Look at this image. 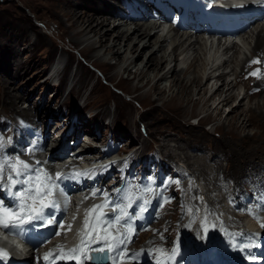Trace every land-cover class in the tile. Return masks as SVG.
<instances>
[{"label": "rangeland", "instance_id": "374dc122", "mask_svg": "<svg viewBox=\"0 0 264 264\" xmlns=\"http://www.w3.org/2000/svg\"><path fill=\"white\" fill-rule=\"evenodd\" d=\"M126 3L127 0H122L121 3L115 0H0V87L4 85L14 95L17 110H24L30 114L28 116L32 115L31 118L38 119L41 134L43 130L44 136L51 134V144L57 139L54 128L60 127L61 130L57 131L61 136H67V142L77 141V147H90L92 150L101 144L99 152L102 153L106 150L107 137H111L112 150L132 152L128 159L113 167L120 168L123 172L130 170V179H137L131 182L135 188L134 193L147 200L153 196L157 221L152 227L146 228L149 231L143 233L138 247H150L149 251L154 259L164 256L158 250L162 249L165 254L168 252L175 241V235L195 234L197 226L205 220L210 219L217 228L221 227L219 233L225 235L224 224H229L227 221L223 222L219 215L222 198L229 197L231 201L234 199L232 202L240 211L252 214L260 212L259 215H264V150L251 151V145L257 147L259 143L264 147V91L262 93L253 85L249 89L245 87L251 77L246 74L248 67L242 68L243 61L254 54L256 31L243 35V39L233 44L235 47L229 51L223 50L224 47L217 42L212 44L197 35L200 42L204 43L203 51L198 50V60L184 72L185 76L181 74L185 80L194 74H201L203 88L197 85L187 88L190 89L193 102L199 99L196 104L185 101V91L180 93L178 100H169L172 90L168 87L163 88L161 96L156 91H151L153 88H150V83L143 88H136L145 82V78L137 81L131 77L142 66L143 59L140 58L126 71L118 64L117 58L106 51L107 58L101 61L98 56L102 53L100 47L88 49L86 36L77 35V28L70 24L69 19L73 14L90 16L101 9V6L115 9L121 15L130 13ZM118 20L121 19L117 16L109 24L113 25ZM155 31V36L161 39L166 37L162 48L154 55L155 58L157 55H165L167 62L163 67L165 70H162L185 68L190 61L192 49L181 53L183 47L186 48V43L176 50L177 58L174 59L171 53L172 41L176 36L180 38V35L170 32L165 34L160 28ZM108 42L111 44V39ZM150 48L149 46L145 50L148 55ZM156 48L157 46L154 47ZM54 59H58V63L66 62L67 65L62 70L60 67L51 70L49 66L50 63L53 66ZM223 61L226 63L222 64ZM116 72L119 76L112 81L108 75ZM223 72L225 77L218 79L217 75ZM169 80L170 77H167L159 86H168ZM223 81L236 84L234 88H229L233 98L225 102L222 99L228 94L227 87L223 92L216 91L215 88ZM162 103L166 105L163 106ZM1 105V116L9 117L10 111L3 106L1 109ZM73 105L82 109L83 113L76 117L74 123L68 112ZM153 105L162 110L153 113L145 111ZM129 110L135 123L129 120V114L126 116ZM250 110L255 111L257 117L254 124L247 119ZM93 114L95 116L91 118ZM52 118L55 119L53 124ZM230 120L238 125L242 124L238 131L229 129ZM63 122L65 125H62ZM88 128H92L96 137L88 135ZM12 129L9 128V120L0 121V132H4L6 138ZM78 132L80 139L76 137ZM5 149L13 151L11 144ZM203 157L205 158L201 159ZM208 157L212 162L214 158L217 159L219 167L209 161ZM177 166L190 171L191 178L184 180L178 173ZM206 168L208 170L203 171ZM149 188L152 189L151 192L147 191ZM155 189L157 193H154ZM243 195L248 203L241 204L240 209L239 203H242ZM159 203L163 204L161 209L158 207ZM183 203L188 208L185 215ZM194 213L192 217L195 222L188 226V216ZM233 221L234 226H239L237 220ZM206 224L209 226L208 222Z\"/></svg>", "mask_w": 264, "mask_h": 264}, {"label": "bare ground", "instance_id": "6f19581e", "mask_svg": "<svg viewBox=\"0 0 264 264\" xmlns=\"http://www.w3.org/2000/svg\"><path fill=\"white\" fill-rule=\"evenodd\" d=\"M115 1H119L121 3L122 0H115ZM100 3V2H99ZM111 8H107V7H102L101 6V9L99 10H96V12L92 13V15L90 16H85L83 17V13L78 15V14H73V16H69V19L71 20V25H74L75 28H77V30L75 31L77 33V35H80V36H86L85 40L86 42H88V49H96V47H100V50H102V53L101 55H98L102 60H105L107 58V54H110L111 56H113L114 58H117V62L118 64H121L122 66V69L124 71L128 70V68L132 65H135L137 63L138 60H140V58H142L143 61L142 63V66H140V68L136 69L134 72H133V75L131 77V79H137V81H140L142 80V78H145V82L142 83L140 86H137L136 88H143L144 86H146L147 84H151L150 85V88H153V90L151 91H156L157 92V95L161 96L163 94V88H169L170 91L172 90V95L171 99H176L178 100L179 99V95L180 93H182L183 91H185V95H184V98H185V101L186 102H192L193 104H196V102L199 100V99H196L194 102L192 101L191 99V95L190 94V89H187V88H191L192 86H198L199 88H203V83L200 82V80L202 79L201 78V74L199 75L198 73L197 74H194L192 77H190L189 79L185 80L186 78H184L183 76H181V74L188 70V68H190L195 61L198 60L199 57H197V54H198V50L199 51H203V44L202 42H200L201 40L199 38H197V33H192L190 30H189V27L188 26H184L185 28V35L186 36H182L180 35V38H176L174 37L173 41H172V55L174 56V59L175 57L177 58V54H176V50L179 49L181 46L185 45L186 43V48L183 47L182 52L184 51H188L189 49H192V54L190 55V61L188 63V65L184 68H180V69H175V68H172V71L171 68H168V70L164 71L165 68H163L165 66V62H167V59L165 58V55H160L158 56L157 55V58H155L154 55H156V53L162 48V43L164 41V39H166V37H164L163 39H161L159 36H155L156 34V31L155 29H158L156 23L154 22H150L148 21L149 18H150V15L149 13L147 12H144L142 14L141 17H137V16H122L121 14H118L116 12V10H110ZM118 11V10H117ZM77 12V10H76ZM68 14V13H67ZM120 17L121 20H118L117 23L113 24V25H110V21H114V19L116 20V17ZM68 19V17H67ZM124 22H129V24L133 23L134 25L133 26H129V24H124ZM67 22V21H66ZM70 27V26H69ZM254 30L257 32V38H256V42H255V45L253 47V56L251 58H246L243 63H242V68H247V76L251 77V80L249 83H247L245 85L246 88H250V85H253L255 86L257 90L261 91L263 93L264 91V25H260V26H256V28H254ZM162 31V30H161ZM253 32V31H252ZM169 33V32H168ZM96 37L95 39H93L92 37ZM194 36V38H193ZM179 37V36H178ZM90 38V39H89ZM89 41H88V40ZM112 41L111 44H108L109 42L108 41ZM70 41L71 38L69 39ZM81 41V39H79ZM181 40V41H180ZM73 42V41H72ZM210 42V41H209ZM214 43V41H211V43ZM78 42H76L77 44ZM96 43H98V45H96ZM207 42H205L206 44ZM212 43V44H213ZM216 43V42H215ZM69 44V42H68ZM75 44V42H74ZM210 44V43H209ZM218 45L220 46H223L224 49L223 50H231L232 48L235 47V45L233 46V44H236V42H233V43H220L218 42L217 43ZM141 46V48H140ZM151 47L149 51V55H148V52L146 53L145 50L148 49V47ZM156 49H154V47H156ZM197 46V47H195ZM215 46V45H214ZM217 46V45H216ZM103 47V48H102ZM206 47V46H205ZM140 48V49H139ZM98 49V48H97ZM215 49V48H214ZM106 51V52H104ZM98 52V51H97ZM218 52V51H217ZM205 53V52H204ZM206 54V53H205ZM216 54V53H215ZM93 55V54H92ZM95 55V54H94ZM93 55V56H94ZM88 56V54H87ZM147 56V57H146ZM216 56V55H215ZM206 57V55L204 56ZM259 59L261 61V63H258V64H253L251 63L252 60L254 59ZM224 60V59H223ZM116 61V60H115ZM212 61V60H211ZM216 62V61H215ZM214 62V63H215ZM213 63V62H212ZM226 62L223 61L222 64H225ZM116 64V63H115ZM12 65V64H11ZM212 65V64H211ZM118 66V65H117ZM213 66V65H212ZM214 67V66H213ZM164 69V70H162ZM243 70V69H242ZM150 71H152V75H150ZM253 71H259L260 72V75L258 76H252L250 75V73H252ZM211 73V72H210ZM215 73H217L215 71ZM203 75V74H202ZM238 75V74H237ZM118 72H116L115 74H111V75H108L109 78H111L112 81H114V79H117L118 78ZM185 76V74H184ZM167 77L171 80L170 83L168 84V86H159L161 83V81L163 80H167ZM218 79L221 78L223 79L225 77V74L224 72L223 73H219L217 75ZM239 77V76H238ZM209 78V76H208ZM207 78V79H208ZM211 78V77H210ZM144 80V79H143ZM240 80V78H239ZM168 81V82H169ZM238 81V80H237ZM199 82V84H197ZM5 83V82H4ZM222 83V82H221ZM113 84V83H112ZM114 85V84H113ZM235 83L232 84V82H225L223 81V83L216 88V91H220V92H223V89L227 87V90L228 91L227 95L225 97H223L222 101L225 102V100H229L230 98H233V94H231V90L229 88H234L235 87ZM115 86V85H114ZM244 87V85H243ZM176 88V90L174 89ZM254 88V87H253ZM168 90V89H167ZM230 90V92H229ZM177 91V92H176ZM260 92V95H262ZM161 94V95H160ZM220 94V93H219ZM264 94V93H263ZM136 95V94H135ZM142 95V94H141ZM138 96V95H137ZM143 96V95H142ZM264 98V97H263ZM15 97L14 95H12L11 93H9L6 89H5V86L3 85V87H0V104L1 105V109H2V106L5 110H9L10 111V114H9V128H17V123L14 121V118H20V119H24V118H27V117H31V116H28L30 114H28L26 111L24 110H17L16 109V103H15ZM168 100V101H169ZM264 100V99H263ZM167 101V102H168ZM221 101V100H220ZM7 103V104H6ZM241 103V102H240ZM264 104V101L262 102ZM262 104V105H263ZM42 105V104H41ZM163 105V103H162ZM166 104L164 103L163 106H165ZM258 105H260L258 103ZM75 105H73L72 107H70L71 109L68 111L70 114H75L77 115L78 117L83 114L81 112L82 109L78 108V107H74ZM181 106L182 108L183 105H179ZM7 108V109H6ZM84 108L87 109L86 107V104H84ZM133 108V107H132ZM258 108H260V106H258ZM257 108V109H258ZM4 110V111H5ZM157 110H162L161 107L159 106H155L153 105V107H150L148 109H146L145 111L146 112H157ZM2 111V110H1ZM235 111V110H234ZM233 112V111H232ZM260 112V111H259ZM27 113V114H26ZM68 113V114H69ZM133 113V112H132ZM4 114V113H3ZM128 114H129V120H132L134 123H135V120L132 118L131 116V111L129 110L127 113H126V116L128 117ZM162 114V113H161ZM237 114V113H236ZM239 114V113H238ZM261 114V113H260ZM1 115V114H0ZM248 121L251 123V124H254V120L257 119L256 117V114H255V111H252L250 110V113H248ZM264 115V114H263ZM262 115V116H263ZM95 116V114L92 115L91 118H93ZM261 116V115H260ZM262 119V117H260ZM31 119L34 120V118L32 117ZM244 119V118H243ZM127 120V119H126ZM244 121V120H243ZM259 121V120H258ZM246 122V121H245ZM256 122V121H255ZM263 122V120H262ZM261 122V123H262ZM37 125V130L39 132V135H41V126L39 123H36ZM229 129L232 130L233 132L235 131H238L239 128L242 126V124H239L232 121L231 120L229 121ZM133 126V125H131ZM87 132L88 135L90 137H96L94 136V133L92 132V128H88L87 129ZM152 133V132H151ZM227 134V133H226ZM234 134V133H233ZM87 135V134H86ZM12 135L9 134V137H11ZM234 136V135H233ZM77 138L80 139V132L77 133ZM188 137V136H187ZM225 137V136H224ZM89 139V138H88ZM91 139V138H90ZM235 139V138H234ZM237 139V138H236ZM93 140V139H92ZM229 140V139H228ZM238 140V139H237ZM225 141V140H224ZM231 141V139H230ZM233 141V140H232ZM228 142V141H227ZM241 142V141H240ZM239 142V143H240ZM264 142V141H263ZM244 143V142H243ZM246 144V143H245ZM101 145V144H100ZM229 145V143H228ZM235 145H236V142H235ZM244 145V144H243ZM259 146L255 147V145H251V151L252 150H255V151H262L264 150V147L261 146L259 143H258ZM9 144H7L5 147H8ZM13 147V151L19 153V154H23L25 151L30 153V149L29 147H24L23 149H20V148H17L13 145H11ZM103 146V145H102ZM190 146V145H189ZM231 146V145H230ZM239 146V145H238ZM80 147V146H79ZM84 147V146H82ZM178 147V146H177ZM181 147H179L180 149ZM202 148V147H201ZM200 148V149H201ZM248 149V148H247ZM25 150V151H24ZM243 150V149H242ZM241 152V151H240ZM245 152V151H244ZM235 153V152H234ZM246 153V152H245ZM214 154V153H213ZM215 155V154H214ZM218 155V154H216ZM245 155V154H244ZM243 155V156H244ZM247 155V154H246ZM258 156V155H257ZM14 159L17 158L15 156H12ZM186 157V156H185ZM202 157V156H201ZM207 157V156H205ZM205 157L201 158V159H204ZM222 157V156H221ZM197 158V157H196ZM209 158V157H208ZM244 158V157H243ZM247 158V157H246ZM253 158V157H252ZM3 159L4 160H7L5 156H3ZM223 159V158H222ZM264 159V158H263ZM238 160V158H237ZM189 161V160H188ZM209 161H211V159L209 158ZM242 161V160H241ZM212 162V161H211ZM256 162V161H255ZM258 162V161H257ZM213 164L217 165L219 164V162L217 161V159L213 160L212 162ZM218 163V164H216ZM192 164V163H191ZM196 164V162H195ZM199 164V163H198ZM203 164V163H202ZM209 163H207L208 165ZM211 165V163H210ZM223 165V164H222ZM197 166V165H196ZM199 166V165H198ZM202 166V165H201ZM200 166V168H201ZM216 166V167H217ZM208 167V166H207ZM219 167V166H218ZM199 168V167H198ZM204 168V167H203ZM202 168V169H203ZM214 167L212 166V169ZM177 169L178 170H182V171H185L183 170L182 168H179L177 166ZM217 169V168H216ZM222 169V167H221ZM227 169V168H226ZM196 170H199V169H196ZM205 170H208L207 168L204 169L203 171ZM211 170V169H210ZM233 171V169H232ZM201 172V171H199ZM208 172V171H207ZM214 172V170H213ZM220 177V176H219ZM230 177V176H229ZM253 177V176H252ZM227 179V178H226ZM224 180V179H223ZM253 180V179H252ZM217 181V180H216ZM222 181V180H221ZM258 181V179H257ZM226 182V181H225ZM252 182V181H251ZM209 192V190H208ZM221 193V192H220ZM214 200V199H213ZM219 200V199H218ZM234 200V199H233ZM232 200V201H233ZM251 200V199H250ZM12 204V203H11ZM251 204V203H250ZM212 205V204H211ZM215 205V204H214ZM213 205V206H214ZM264 205V203H263ZM255 207V206H254ZM253 207V208H254ZM252 208V207H251ZM250 208V210H251ZM208 209V208H207ZM256 209V208H255ZM254 210V209H253ZM255 211V210H254ZM264 211V210H263ZM260 213V212H259ZM258 213V214H259ZM210 215V214H209ZM194 217V216H193ZM209 218V217H208ZM236 220V219H235ZM187 222V221H186ZM235 222V221H234ZM246 223L251 227V228H254V226H256L257 224L253 223L252 221L250 220H246ZM193 224V223H192ZM218 224V223H217ZM224 224V223H223ZM207 225V224H206ZM233 225V223H232ZM235 225V224H234ZM233 225V227H234ZM208 227V226H207ZM184 228V227H183ZM187 232V231H186ZM214 233V230L211 229L210 230V234L213 235ZM235 233V232H234ZM187 234V233H186ZM245 235L249 236L250 233L248 232H245L244 233ZM222 235V234H221ZM12 246V245H10ZM93 247L95 248L96 246L93 245ZM192 256H195V253L193 252Z\"/></svg>", "mask_w": 264, "mask_h": 264}, {"label": "snow or ice", "instance_id": "6c2138e0", "mask_svg": "<svg viewBox=\"0 0 264 264\" xmlns=\"http://www.w3.org/2000/svg\"><path fill=\"white\" fill-rule=\"evenodd\" d=\"M251 63L258 64L261 61L257 58ZM250 75L258 76L260 72L253 71ZM0 146H2V142H0ZM44 163V161H36L35 164H30L19 157L14 160H4L3 157H0V189L7 186V195L12 199V206H6L4 201L0 200V227L10 234L23 237L24 226L32 221H42L47 224L56 223L55 218L49 217L55 211L66 212L70 203V197L66 193V189L62 187L63 182L95 174V169L51 174L42 167ZM147 191L151 192L152 189L149 188ZM115 192L119 194L121 189H116ZM97 195L103 196L104 202L94 204L85 210L83 226L77 229L78 243L72 247L63 244L56 245L55 256L53 250H49L43 253V261H48L49 264H55L57 260L84 264L86 260H92L96 264H104L106 260H112L113 264H117L118 261L123 262L137 256L135 252L130 253L127 247L131 243L129 233L133 232L130 220L135 215L128 211L133 207L132 203H117L103 189H95L90 193L91 197ZM58 196H62L63 201L57 199ZM84 199H89V196H85ZM200 199L203 198L200 197ZM108 205H111L112 216L110 217L105 212V207ZM46 210L48 211L46 212ZM139 211L143 213L145 208L140 207ZM189 211L191 210L189 209ZM75 220L76 216L74 215L72 221ZM120 224L125 225L124 230L117 227ZM188 226H191V221ZM60 227L62 232L58 231L55 234L67 235L72 231L73 225L70 222L61 223ZM261 227L264 228V223L261 224ZM93 245L96 247L93 248ZM158 251L161 255H167V259L171 260L175 257L178 247L174 246L170 254H165L162 249ZM101 253L104 255H100ZM9 255L8 249L0 246V260L7 259Z\"/></svg>", "mask_w": 264, "mask_h": 264}, {"label": "clouds", "instance_id": "9594fccd", "mask_svg": "<svg viewBox=\"0 0 264 264\" xmlns=\"http://www.w3.org/2000/svg\"><path fill=\"white\" fill-rule=\"evenodd\" d=\"M12 246H14V247H16V248H20L22 245H20V244H17V242H16V240L15 239H13L12 240ZM24 250L26 251L27 250V248L26 247H24Z\"/></svg>", "mask_w": 264, "mask_h": 264}]
</instances>
